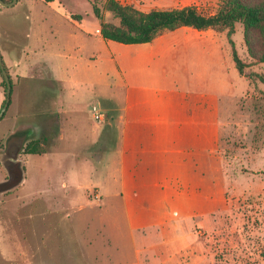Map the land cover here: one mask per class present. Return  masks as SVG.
Instances as JSON below:
<instances>
[{
	"label": "rangeland",
	"instance_id": "rangeland-1",
	"mask_svg": "<svg viewBox=\"0 0 264 264\" xmlns=\"http://www.w3.org/2000/svg\"><path fill=\"white\" fill-rule=\"evenodd\" d=\"M60 1L65 13L36 0H21L3 10L16 17V37L21 46L27 45L26 34H31L29 42L37 49L36 59L40 61L38 70H44L49 53L55 59L71 55V62L80 69L99 68L97 63L92 66L88 61L95 59V49L88 46L89 38L80 26L83 21L96 22L87 16L91 9L89 0ZM117 1L143 12L196 6L203 14L214 15L226 0ZM243 2L248 6L264 4V0ZM72 15L82 16L83 20L74 21ZM105 18L119 25L111 12H106ZM227 34L228 30L192 28L163 33L154 44L164 53V90L129 91L132 99L151 94L150 99L157 102L154 111L163 120L156 127H173L174 140L163 139L160 144L168 153L163 154L164 162L172 163L181 177L177 182L165 173L161 177L162 189L156 195L147 196L149 193L140 185L139 197H134V185H128L127 194H122V186L113 181L104 182L101 189L100 183L92 184L99 171L78 176L76 161L71 163L68 159L97 145L102 138V133L95 138L104 126L93 120L91 108L100 105L103 98L114 104L111 113L118 112V140L110 154L116 160L114 152L122 131L121 108L128 90L122 87L121 76H116L112 89L94 84L68 85L64 95L65 132L54 146L51 159L32 156L25 166L22 153L25 184L0 197V218L2 213L8 220L14 214L18 218L9 224L13 227L11 232L5 229L2 236L0 228L3 250L12 258L16 257L13 251L23 250L21 242L28 238L32 215L27 203L33 194L43 192L45 198L56 196L54 202L40 207L48 209L49 214L36 215L34 221L40 225L38 238L48 240L51 233L52 241L64 240V226H68L66 238H77L86 253L83 258L78 251L77 255H66L61 248H51L44 264H109L111 260L113 264H264V84L240 75ZM232 39L247 65L246 74L264 75V27L253 28L246 36L244 26L237 23ZM61 66L60 77L76 69L68 66V72L67 66ZM17 109L13 99L8 115ZM64 160L66 167L61 164ZM83 161L93 166L91 158ZM66 170L71 177L67 187L62 186L64 175L69 177ZM6 174L0 167V182ZM99 193L102 200L98 202L94 199ZM136 219L140 224L133 222ZM60 225L61 232H49L52 226ZM94 254L101 256L98 262ZM0 264L29 262L24 256L21 261L17 257Z\"/></svg>",
	"mask_w": 264,
	"mask_h": 264
},
{
	"label": "crops",
	"instance_id": "crops-1",
	"mask_svg": "<svg viewBox=\"0 0 264 264\" xmlns=\"http://www.w3.org/2000/svg\"><path fill=\"white\" fill-rule=\"evenodd\" d=\"M5 2H11L10 0H4ZM40 2H46L49 7L57 8L58 11L63 12V7L60 0H36ZM21 0H18L20 3ZM90 11L92 12V5ZM3 6L0 4V48L1 54L5 66L7 67L9 76L12 81V96L11 104L14 99L16 102L17 111L8 115V109L0 120V160H3V146L14 137L21 135L22 133L28 132L31 134L30 141L41 140L42 147L45 148V152L39 154L48 159H51L53 154V148L56 146L59 139L63 137L65 128L63 126V115L67 113L65 109V91L66 87L71 84H94L102 85L105 87L114 88V79L116 76L122 77V83L124 88H127L128 93L125 99L124 105L121 108V134L120 144L115 151L116 160H112L110 157L111 150H109L102 161L101 167L93 160V166H89L86 158H90L87 155H82L83 152L88 149H83L75 153L70 157L71 163L75 162V168L79 177L87 174L89 171H99L98 177L92 184H101L103 188L104 182H115L119 186H122L123 193L129 186H133V194L139 197L138 186H142L149 195H156L158 191L162 189L161 178L165 173L171 174L175 181L179 182L181 174L178 171H174L172 163H165L163 154H168L162 149L160 140H167L171 138L174 140L173 127L159 128L156 126L161 125L163 122L161 117L154 111V107L157 106V102L150 99L149 96H142L141 98H130V90H140L143 92L150 91L151 93H158L163 91V81L166 78L167 71L164 64V53L158 51L155 47L157 39L151 43L136 44V45H125L113 41H105L101 34H94L100 32V25L98 22L83 21L80 26L81 30L85 33L89 39V47L95 49L93 56L95 59L88 60L89 63H97L99 68H90L84 70L83 67L78 68L74 66L76 63H72L71 55H60L55 59L53 53H49L50 59L46 60L45 68L41 71L39 69L40 61L36 59L37 49H33L32 44L29 42L31 34H26L28 43L25 46H21L19 39L16 37L19 31V24L15 16L4 12ZM75 21V20H74ZM80 50V49H79ZM34 54L33 56H30ZM59 58V59H58ZM81 57L80 61H83ZM59 65L63 67L73 66L75 70L67 73L64 77L59 76ZM61 66V67H62ZM90 67V66H88ZM86 71V73H84ZM0 111L3 107L5 96V88L3 86L4 78L0 74ZM171 91L170 89H166ZM172 92V91H171ZM180 93V92H177ZM100 104L107 112L113 110L114 104L109 99H102ZM9 105V107L11 106ZM105 127V123L102 124ZM155 126V127H149ZM104 127L99 132H96L95 138H100L103 133ZM98 140V139H97ZM36 155H25L24 161L25 166L28 165L29 158ZM167 159V158H166ZM170 160V159H169ZM23 161V159H22ZM62 162V166L67 165ZM86 162V163H85ZM60 164V165H61ZM85 164V165H84ZM165 166H169L164 168ZM89 166V168H88ZM66 167V166H65ZM97 168V169H96ZM100 168V169H98ZM169 168V169H168ZM165 169H168L169 171ZM66 173L69 177H63L62 186L69 184L71 181L68 170ZM182 181V180H181ZM183 182V181H182ZM25 184V179L22 186ZM153 184V185H149ZM129 185V186H128ZM79 185L78 188H81ZM100 192V191H99ZM132 192V191H131ZM145 192V193H146ZM56 196V195H55ZM55 196L45 198L43 192H37L32 195L31 200L28 201L27 207L30 211V224L28 228V238L21 242L23 250L16 249L13 251L16 254L15 258L8 255L2 248L0 238V261H15L17 257L22 260V257L27 256L29 264H44V258L48 257L51 248L62 249L61 252L64 254L77 255L80 253L85 258L86 253L82 249L80 241L76 240L69 241L66 237L68 234V226H64L65 238L59 240H53V234L49 233L50 239L41 240L38 238L40 229L39 222H35L36 215L44 213V217L48 213V209H41L42 205L55 200ZM98 202L102 200L100 193ZM95 200V199H94ZM47 201V202H46ZM90 203L92 201L88 200ZM25 205V204H24ZM87 205V203H86ZM82 209L84 205H80ZM41 209V210H40ZM62 210V209H61ZM64 212L67 209H63ZM102 210V208H100ZM2 213V212H1ZM0 218V228L3 229V233L11 232L13 227L9 224L17 222L18 218L14 214L11 220L2 213ZM68 216V213L65 214ZM67 217H65L66 219ZM140 224V220H135ZM7 223V224H6ZM38 223V225H37ZM3 224V225H2ZM5 226V227H4ZM8 226V227H7ZM54 226V225H53ZM49 228L50 231H60V226ZM6 229V231H4ZM72 229V228H71ZM48 237V236H47ZM59 237V236H58ZM52 239V240H51ZM92 243L90 242L89 245ZM24 248H26L24 250ZM95 261L100 260V255L94 254ZM111 260V259H109ZM109 264H113V260ZM120 264H123L121 262Z\"/></svg>",
	"mask_w": 264,
	"mask_h": 264
},
{
	"label": "trees",
	"instance_id": "trees-1",
	"mask_svg": "<svg viewBox=\"0 0 264 264\" xmlns=\"http://www.w3.org/2000/svg\"><path fill=\"white\" fill-rule=\"evenodd\" d=\"M89 2L92 5V12L87 13V16H91L93 21L99 23L100 33L105 41L136 45L151 43L163 33L173 32L181 28H192L197 31L208 29L228 30V40L238 72L252 81L260 80L264 84V75L253 72L246 74L247 65L240 58L232 39L237 23H241L244 26L246 36L251 29L264 27V4L248 6L243 0H226L216 14L205 15L196 6L143 12L132 5H123L117 0H106L104 3L98 0H89ZM106 12H111L113 18L119 21V25L107 22L105 18ZM71 19L81 21L83 17L72 15ZM5 68L7 70L6 66ZM0 74L2 75L1 70ZM3 86L6 94L7 84L5 80L3 81ZM116 123L118 124V112H107V121L105 122L102 138L97 145L82 153V155H87L93 159L98 164V167L101 166L104 155L112 149L113 143L118 140ZM44 152L45 148L42 147L41 140L30 141L24 149L25 155H39ZM19 185L20 182L14 184L0 183V192L8 191L7 193H9Z\"/></svg>",
	"mask_w": 264,
	"mask_h": 264
},
{
	"label": "flooded vegetation",
	"instance_id": "flooded-vegetation-1",
	"mask_svg": "<svg viewBox=\"0 0 264 264\" xmlns=\"http://www.w3.org/2000/svg\"><path fill=\"white\" fill-rule=\"evenodd\" d=\"M31 137H32L31 134H28V132L22 133L21 135H18L14 137L13 139L9 140L7 144L3 146L4 150L2 154L4 157H3V160H0V167H2L7 172V174H6V178L4 179V181H1L0 183L14 184L16 182H20V185L23 184V181L25 178H24L23 166L22 164H20L21 162L20 157L22 156V153L24 154V149H25L24 147L28 145V143L30 142L29 139ZM7 192L8 191H1L0 197L8 194Z\"/></svg>",
	"mask_w": 264,
	"mask_h": 264
},
{
	"label": "water",
	"instance_id": "water-1",
	"mask_svg": "<svg viewBox=\"0 0 264 264\" xmlns=\"http://www.w3.org/2000/svg\"><path fill=\"white\" fill-rule=\"evenodd\" d=\"M17 2H18V0H12L11 2H5L4 0H0V4L3 7H11V6L15 5ZM0 70H1L2 75L4 76L5 82L7 84L6 101H5L3 108L0 111V120H1L3 118V116L5 115L8 107H9V104L11 102V95H12V84L10 81L9 74L5 68L3 57L1 55V51H0Z\"/></svg>",
	"mask_w": 264,
	"mask_h": 264
},
{
	"label": "built area",
	"instance_id": "built-area-1",
	"mask_svg": "<svg viewBox=\"0 0 264 264\" xmlns=\"http://www.w3.org/2000/svg\"><path fill=\"white\" fill-rule=\"evenodd\" d=\"M91 116L95 122L98 124H103L107 121V112L100 105H93L91 108ZM95 200H99V197L96 196Z\"/></svg>",
	"mask_w": 264,
	"mask_h": 264
}]
</instances>
